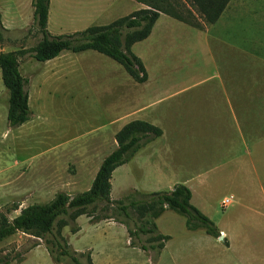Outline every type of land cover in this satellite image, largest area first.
<instances>
[{"label": "crops", "instance_id": "crops-1", "mask_svg": "<svg viewBox=\"0 0 264 264\" xmlns=\"http://www.w3.org/2000/svg\"><path fill=\"white\" fill-rule=\"evenodd\" d=\"M137 3L138 10L146 8L144 4ZM89 4L94 14L106 12L107 7L102 3ZM164 18L189 28V49L200 56L185 80L167 81L168 67L163 66L161 79L151 81L146 62L134 52L137 43L132 50L147 70L145 83H137L123 66L97 51H65L47 61L51 67L46 74L34 70L35 73L29 77V106L31 108L33 103L40 105L39 95L48 94L55 99L60 94L71 111L80 105L78 101H83L84 107L93 112L91 115L96 116L100 111L108 115L107 124L58 143L54 149L65 151L76 146L73 150L81 154L79 166L85 172L90 167L94 168L88 189L103 160L116 150L115 136L126 124L141 120L161 128L160 123L169 117L174 121L170 127V141L162 145L158 143L167 135V131L161 128L163 135L143 147L130 161H138L139 168L146 169L144 174L151 169L156 184L145 185L144 189L126 187L152 193L173 190L177 184L185 185L192 192V205L216 224L223 240L199 229L189 231V237L169 250L171 236L160 233L157 227L160 235L170 237L160 250L159 258L168 254L172 264H183V261L185 264H264V162L257 160L258 134L264 136V116L261 119L258 114L259 105L264 109V77L260 79L258 76L259 71H264V33H256L264 31V0H231L218 22L204 25L203 29L162 14L152 34L144 41L153 37L154 43L158 42ZM242 21H250L249 26L255 27L244 26V33L237 32L236 24ZM243 39L247 49L242 46ZM242 54L250 61L249 66L243 67ZM87 57L110 58L125 70L130 79H126L120 91V85L107 79L110 74L92 75L97 70L96 66L80 69L79 60ZM81 97L86 98L85 101ZM105 97L112 100L105 101ZM181 105H185V109ZM261 113L263 115L264 110ZM33 123L39 126L37 121L31 123L30 120L21 127L25 130ZM224 132L231 135L229 140L224 138ZM111 139L114 141L113 150L100 160ZM18 234L21 233L0 244ZM130 245V242L125 244L132 248ZM45 249L39 244L23 255L22 262L11 260L10 264H26L33 253ZM136 249L138 247L132 248ZM98 254L96 250L93 252L95 261ZM159 258L152 264L158 263Z\"/></svg>", "mask_w": 264, "mask_h": 264}, {"label": "rangeland", "instance_id": "rangeland-1", "mask_svg": "<svg viewBox=\"0 0 264 264\" xmlns=\"http://www.w3.org/2000/svg\"><path fill=\"white\" fill-rule=\"evenodd\" d=\"M91 2L102 3L107 7L106 12L94 14L90 10L89 3ZM137 5L138 3L134 0H51L48 30L53 35H67L83 31L91 26L107 25L138 10ZM0 17L3 27L8 31L5 33L6 40L0 43V53L29 49L36 46L42 39L34 22L33 0H0ZM251 23L250 21L238 22L236 24L237 32L244 33V26L253 29L255 26H249ZM188 31L187 26L164 18L158 32L160 33L158 42L154 43L152 37L135 45L134 52L146 62L151 81L161 79L160 70H163V66L168 67L165 78L167 81L171 79L185 80L187 73L191 72V67L199 62L198 53L189 49ZM258 32L264 33L261 30L256 31V33ZM246 44L243 39L244 49H247ZM103 59L82 58L78 65L83 70L96 66L99 70L92 73L94 76L110 74L107 75V79H110L113 84L120 85L121 91L122 85L126 84L129 75L110 58ZM49 63L38 62L34 58L26 57L20 60V71L24 77L29 79L35 73L34 70H41V74H46L51 67ZM241 63L243 67L250 64L244 54H242ZM245 74L243 70V75ZM263 75L264 71L258 72L260 79L264 77ZM47 87L50 88V86ZM33 88H35L34 93L37 97L36 83ZM59 95H56L55 99L49 97L48 94L39 95L40 105L33 103L31 106L33 112L31 123L37 121L39 126L33 123L25 130L22 127L10 128L7 119L9 92L3 84L0 69V209L4 211L16 204L19 205V209L9 215L10 218H15L23 208L30 205L51 201L59 191L74 195L89 190L94 168L90 167L88 172H85L84 168L79 166L81 154L79 155L76 150H73L76 146L65 151L54 149L58 143L67 142L92 130V128L107 124L108 115L101 111L96 116L91 115L93 112L87 110V106L84 107L83 101H78L81 106L77 105L75 110L71 111L63 101V96L59 97ZM90 96L94 97L91 93ZM85 99L81 97V100L85 101ZM109 99L105 97V101H109ZM181 107L185 109V105L184 107L181 105ZM262 108L263 106L259 105L258 114L261 119L264 116V114L261 115L264 110ZM173 122L169 117H166L165 121L160 123L161 128L167 131V135L165 140L158 143L163 144L170 141V127ZM225 131L231 132L230 129ZM258 135L257 160L264 162V136ZM223 136L228 140L231 137L230 134L225 135V132ZM109 142V148L103 152L100 160L113 150V139ZM181 155L184 156L185 152ZM145 170L139 168L136 160L120 167L117 175H113L112 198L128 202L127 197L132 196L136 189L126 186L144 189L145 185L156 184L154 172L147 169L148 173L144 174ZM77 223L80 226L78 233L73 234L71 228L67 227L64 229L63 235L75 251L82 253L80 258L85 264H87V255L89 254L92 255L95 264H152L160 256L158 245L161 241L157 239L160 233L171 236L172 243L169 244V250L174 248L177 242L191 235L186 227V219L173 211H167L156 220L160 233L157 231L150 235L141 234L134 238L130 237L126 226L113 220H104L95 224L88 216H83ZM131 224L133 228L134 223L131 222ZM46 239H51V237L38 239L29 234H18L15 238L0 244V255L9 257L10 262L16 260L17 263H20L23 260V255L39 244L46 248L44 244ZM110 241L114 243H110ZM127 242L131 243L132 248L138 247V249L128 248L125 246ZM36 244L37 246H35ZM142 246L147 251H144ZM95 250L99 253L96 256V261L93 255ZM69 263V261L65 262V264ZM182 263L185 264L184 261ZM26 264L54 263L45 249L33 253ZM155 264L172 263L168 254H164Z\"/></svg>", "mask_w": 264, "mask_h": 264}, {"label": "trees", "instance_id": "trees-1", "mask_svg": "<svg viewBox=\"0 0 264 264\" xmlns=\"http://www.w3.org/2000/svg\"><path fill=\"white\" fill-rule=\"evenodd\" d=\"M146 8L132 12L110 24L91 26L83 31L67 35H53L48 30L51 0H33L34 22L42 35L40 42L29 49L0 53V69L3 84L9 92L8 124L19 128L29 122L33 112L29 106V79L20 71V60L26 57L47 62L65 51L75 53L94 50L119 63L137 83H145L148 73L143 61L133 53V46L149 38L162 14L197 29L218 22L231 0H135ZM8 32L0 17V43L6 40ZM163 135L161 128L141 120L126 124L115 136L117 148L102 162L91 188L82 193L68 194L64 191L43 204L23 208L18 216L10 218L19 205L0 209V243L7 238L24 233L38 239L50 236L45 246L54 264H85L67 238L63 235L70 227L73 234L80 231L78 219L88 216L93 223L113 220L126 226L131 238L141 234L157 232L156 220L167 211H173L186 219L188 231L203 229L207 235L220 238L215 223L191 203L192 192L182 184L170 191L142 193L137 190L124 200L112 198L114 172L129 163L147 144ZM103 206L102 208H100ZM131 222L134 227H131ZM160 250L170 240L159 235ZM37 246V244L35 245ZM144 251L147 249L142 246ZM9 257H1L0 264H9ZM87 264H94L91 254Z\"/></svg>", "mask_w": 264, "mask_h": 264}, {"label": "water", "instance_id": "water-1", "mask_svg": "<svg viewBox=\"0 0 264 264\" xmlns=\"http://www.w3.org/2000/svg\"><path fill=\"white\" fill-rule=\"evenodd\" d=\"M220 240H223V235H221Z\"/></svg>", "mask_w": 264, "mask_h": 264}, {"label": "built area", "instance_id": "built-area-1", "mask_svg": "<svg viewBox=\"0 0 264 264\" xmlns=\"http://www.w3.org/2000/svg\"><path fill=\"white\" fill-rule=\"evenodd\" d=\"M227 202H228V201L226 200V201H225V204H226Z\"/></svg>", "mask_w": 264, "mask_h": 264}]
</instances>
